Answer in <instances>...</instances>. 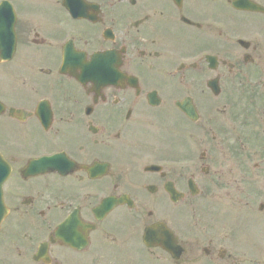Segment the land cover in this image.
Returning a JSON list of instances; mask_svg holds the SVG:
<instances>
[{"label": "flooded vegetation", "instance_id": "flooded-vegetation-1", "mask_svg": "<svg viewBox=\"0 0 264 264\" xmlns=\"http://www.w3.org/2000/svg\"><path fill=\"white\" fill-rule=\"evenodd\" d=\"M0 155V264H264V0H0Z\"/></svg>", "mask_w": 264, "mask_h": 264}, {"label": "water", "instance_id": "water-1", "mask_svg": "<svg viewBox=\"0 0 264 264\" xmlns=\"http://www.w3.org/2000/svg\"><path fill=\"white\" fill-rule=\"evenodd\" d=\"M9 172L10 171L7 169L3 159L0 157V224L7 213L2 199V185L9 176ZM171 252H177L176 248L171 247Z\"/></svg>", "mask_w": 264, "mask_h": 264}]
</instances>
